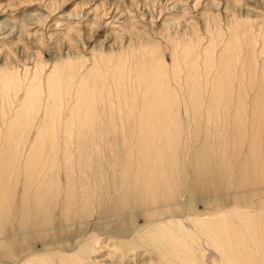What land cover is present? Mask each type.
<instances>
[{
	"label": "bare ground",
	"instance_id": "1",
	"mask_svg": "<svg viewBox=\"0 0 264 264\" xmlns=\"http://www.w3.org/2000/svg\"><path fill=\"white\" fill-rule=\"evenodd\" d=\"M0 79L6 97L21 86ZM72 79L48 76L43 118L36 88L0 134V264H264V114L247 112L245 86L190 83L191 133L163 80L141 105L101 104L105 78L81 81L64 114Z\"/></svg>",
	"mask_w": 264,
	"mask_h": 264
},
{
	"label": "rangeland",
	"instance_id": "2",
	"mask_svg": "<svg viewBox=\"0 0 264 264\" xmlns=\"http://www.w3.org/2000/svg\"><path fill=\"white\" fill-rule=\"evenodd\" d=\"M13 71L19 89L10 98L0 90L4 136L26 94L36 88L43 118L51 89L48 76L54 72L65 80L73 76L62 101L64 114L75 107L81 81L90 86L105 78L104 92L109 91L101 104L137 96L141 105L163 80L182 101L180 118L194 133L201 127L190 121L189 84L207 90L222 78L236 92L242 86L249 90L246 110L259 119L264 114V96L259 95L264 88V0H0V78ZM237 101L234 95L233 111ZM115 119L119 126L113 131L121 135L126 128ZM37 129L32 128L29 140ZM198 139L187 142L188 147H197ZM106 140L111 145L115 137ZM4 145L1 141L0 150ZM196 207L203 209L201 203Z\"/></svg>",
	"mask_w": 264,
	"mask_h": 264
}]
</instances>
